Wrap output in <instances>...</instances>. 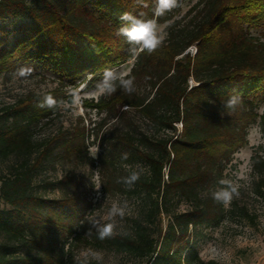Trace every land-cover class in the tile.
<instances>
[{"label":"trees","instance_id":"trees-1","mask_svg":"<svg viewBox=\"0 0 264 264\" xmlns=\"http://www.w3.org/2000/svg\"><path fill=\"white\" fill-rule=\"evenodd\" d=\"M186 2L156 18L155 0H143L146 7L136 0H0V21L28 20L11 47L0 37V75L37 62L56 79L55 87L19 97L0 115V264H101L79 258L76 244L144 264H219L202 259L195 238L233 215L253 221L246 206L219 203L212 192L248 145L250 129L257 125L264 138V0H189L182 13ZM124 12L165 26L153 53L133 56L134 45L117 35L128 24L120 19ZM130 59L121 78H134L131 94L116 78L111 95L82 99L96 115L90 125L81 117L73 129L38 137L40 128L63 118L64 106L75 103L71 90L87 76L94 84L105 69ZM234 92L243 102L228 114L223 102ZM47 95L57 100L55 108L37 106ZM92 145L100 148L97 158ZM57 163H100L104 190L138 202L127 231L103 240L95 229L89 233L94 205L79 194L74 171L43 183L58 186L61 196L42 194L39 176ZM137 167L143 172L131 189L116 182ZM252 171L264 195L258 154Z\"/></svg>","mask_w":264,"mask_h":264},{"label":"rangeland","instance_id":"rangeland-1","mask_svg":"<svg viewBox=\"0 0 264 264\" xmlns=\"http://www.w3.org/2000/svg\"><path fill=\"white\" fill-rule=\"evenodd\" d=\"M182 7V13H185L190 7L189 0ZM189 3V4H188ZM192 5V4H191ZM28 23L27 19L8 18L0 21V37H5L8 45L11 47L19 35L15 32L21 25ZM159 31L165 38V26L159 25ZM5 31L7 34H3ZM134 64V59L114 68V75L110 77L113 81L127 75ZM24 65L32 66L33 72L30 76L21 78L16 75V71L10 75H0V115L2 109L14 103L19 97L27 93H40L56 86L54 74L44 65L37 62H30ZM19 69V68H18ZM84 84H81L76 90H71L75 94V103L66 104L63 108V118L44 125L37 132L38 137H47L56 133L59 128L73 129L79 125L81 117L87 119L86 125H90V119L95 120V112L86 110L82 99L97 100L105 94L102 89L104 74L99 76L94 84H88L90 76ZM74 97V95H73ZM259 112L264 109V98L259 100ZM90 155L100 153V148L96 145L90 147ZM258 154L264 158V138L260 128L255 125L249 131L248 145L241 148L235 155L232 166L226 171V180L230 181L237 188L238 195H235L231 202L235 201L240 206H246L253 221L247 218H241L233 215L226 219L217 228H206L202 236L195 238L194 243L202 257L209 261L214 260L219 264H264V195L258 193L259 177L253 173V157ZM55 167V168H54ZM54 167L39 176V190L42 194L49 197H59L62 191L58 186L45 188L43 183L55 184L64 175L74 171L78 184V191L84 197H87L93 203V210L90 213V219H99L100 222L114 223V231L125 232L129 227V217L136 212L138 202L135 198L126 194L111 193L104 190V183L107 182V173L101 167L100 163L95 165L76 166L71 163H57ZM3 168V167H2ZM136 170L141 168L137 167ZM125 172H120V175ZM129 172H126V175ZM228 203L227 205L231 204ZM127 204L125 215L110 220L108 217L109 209L113 204ZM4 204L0 199V208ZM187 206L183 205L185 209ZM75 253L79 258L91 259L101 264H144L142 261L129 258L115 252L102 251L89 245L83 244L74 247ZM93 253L99 254L97 259Z\"/></svg>","mask_w":264,"mask_h":264},{"label":"clouds","instance_id":"clouds-1","mask_svg":"<svg viewBox=\"0 0 264 264\" xmlns=\"http://www.w3.org/2000/svg\"><path fill=\"white\" fill-rule=\"evenodd\" d=\"M138 4L143 7L147 5L143 3V0H136ZM178 0H155V8L153 10L154 17L158 18L165 15L168 11L177 7ZM120 19L122 21H127V26H123L117 30V35L123 36L127 39L129 44L134 45L131 48V54L133 56H138L141 52H147L148 54L153 53L163 42L164 35L159 31L156 19H142L134 16L131 12H124L121 14ZM33 72L32 66L22 65L16 71V75L21 78L28 77ZM114 75L111 69H105L104 80L102 81L103 92L107 95H111L116 91V85L110 80V77ZM119 85L128 94H131L134 88V78H121L119 80ZM74 100H75V94ZM242 97L239 93L229 94L223 102V107L225 111L230 114V111H235V109L242 104ZM57 100L52 96H44L41 102L37 105L38 107L44 108H55L57 106ZM96 155H93L95 157ZM129 158L128 153H122L121 159L126 161ZM143 169L136 170L132 169L129 174L124 177H118L117 183L125 185L127 188L131 189L135 183L140 179ZM221 187L219 190L212 192V198L222 204H228L232 201L235 195H238L237 188L233 186L230 181L220 180L218 182ZM127 204H113L108 212V217L110 220H114L116 217H123ZM91 227L89 228V233L92 229L96 230L98 238L103 240L110 238L114 235V228L116 225L114 223H104L100 222L99 219H92L89 221ZM93 255L99 259V254L93 253Z\"/></svg>","mask_w":264,"mask_h":264}]
</instances>
